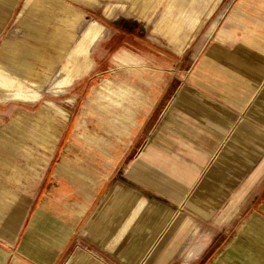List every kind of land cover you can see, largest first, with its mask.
<instances>
[{"label": "crops", "instance_id": "1", "mask_svg": "<svg viewBox=\"0 0 264 264\" xmlns=\"http://www.w3.org/2000/svg\"><path fill=\"white\" fill-rule=\"evenodd\" d=\"M23 2L0 0V36ZM215 8L182 52L114 75L143 101L126 145L93 153L106 165L62 171L43 197L30 182L26 201L0 171V264H264V0ZM46 117L5 132L43 120L52 151Z\"/></svg>", "mask_w": 264, "mask_h": 264}, {"label": "rangeland", "instance_id": "2", "mask_svg": "<svg viewBox=\"0 0 264 264\" xmlns=\"http://www.w3.org/2000/svg\"><path fill=\"white\" fill-rule=\"evenodd\" d=\"M211 2L24 0L18 18L0 36V136L18 146L14 157L0 148L5 150L0 151V171L5 181L24 188L16 191L22 200L30 182L43 197L46 183L59 179L62 171L77 176L80 168L106 165L107 156L93 153L108 155L126 145L118 135H131L134 128L124 131L129 126L120 115L124 111L104 98V86L123 85L114 79L126 75V68H119L122 61L156 67L157 52H182L198 29L196 17ZM4 73L11 75L7 81ZM39 110L53 120L44 122L59 123L52 151L43 120L35 121L31 134L5 132L16 116L15 128L28 129ZM133 112L137 115L138 109ZM22 143L32 149L27 152Z\"/></svg>", "mask_w": 264, "mask_h": 264}, {"label": "bare ground", "instance_id": "3", "mask_svg": "<svg viewBox=\"0 0 264 264\" xmlns=\"http://www.w3.org/2000/svg\"><path fill=\"white\" fill-rule=\"evenodd\" d=\"M217 2H218V0H212V2L208 5L207 9L204 11V13L201 16L196 17V19H197L195 21V25H196L195 27L196 28H199L201 26L203 20L206 19L205 18L206 15H208L210 13V11L214 8V6ZM204 6L205 5H203L202 8ZM122 63H123V65H120L119 67L123 66L126 69H134V67H138V68L147 67L146 65L137 63L135 61H131V62L122 61ZM3 75L7 77V79L5 81H7L11 77V75L9 73H4ZM107 81H109V84H110V80L107 79ZM119 82L123 85H117L116 87H113V86H109L107 84L106 86H104V89L107 91V93L103 94V96L109 102L110 105H115L118 107L120 106L119 108L124 111L120 115H122L121 116L122 119H124L125 122L129 125L126 129L124 127V131L129 133L128 130L134 128V126H136V124H137V122H136L137 119L135 118L136 115L133 112V110L134 109L137 110L138 105H142V101H143V99L141 97L142 92H141L140 85L135 87L131 83H128L127 81H125V79L123 81H119ZM134 85H135V83H134ZM1 92H2V89H1V85H0V93ZM123 103H125V104H123ZM123 105L125 107H122ZM123 126H125V125H123Z\"/></svg>", "mask_w": 264, "mask_h": 264}]
</instances>
